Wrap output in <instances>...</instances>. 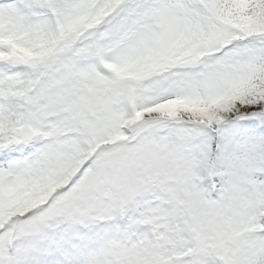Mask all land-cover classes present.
<instances>
[{
    "label": "snow or ice",
    "instance_id": "6c2138e0",
    "mask_svg": "<svg viewBox=\"0 0 264 264\" xmlns=\"http://www.w3.org/2000/svg\"><path fill=\"white\" fill-rule=\"evenodd\" d=\"M0 264H264V0H0Z\"/></svg>",
    "mask_w": 264,
    "mask_h": 264
}]
</instances>
